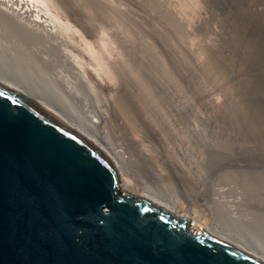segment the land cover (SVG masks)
Wrapping results in <instances>:
<instances>
[{"label":"bare ground","instance_id":"1","mask_svg":"<svg viewBox=\"0 0 264 264\" xmlns=\"http://www.w3.org/2000/svg\"><path fill=\"white\" fill-rule=\"evenodd\" d=\"M97 16L111 22L103 23L92 45L90 0H0V50L102 119L118 146L122 193L164 199L181 217L198 218L264 250L261 126L236 121L231 108L189 88L185 59L167 43L123 27L114 11ZM107 56L115 58L105 63Z\"/></svg>","mask_w":264,"mask_h":264},{"label":"water","instance_id":"2","mask_svg":"<svg viewBox=\"0 0 264 264\" xmlns=\"http://www.w3.org/2000/svg\"><path fill=\"white\" fill-rule=\"evenodd\" d=\"M101 120L0 50V264H264L175 204L122 193Z\"/></svg>","mask_w":264,"mask_h":264},{"label":"rangeland","instance_id":"3","mask_svg":"<svg viewBox=\"0 0 264 264\" xmlns=\"http://www.w3.org/2000/svg\"><path fill=\"white\" fill-rule=\"evenodd\" d=\"M101 11H114L123 27L141 28L147 39L167 43L185 59L189 88L201 91L206 101L231 108L236 121L261 126L264 132V0H90L92 45L107 20H99ZM69 32H63L69 43L89 58ZM90 61H96L92 53ZM86 67L99 79L103 75L92 64ZM216 222L227 223L222 217ZM224 226L235 227L234 235L242 236L236 226Z\"/></svg>","mask_w":264,"mask_h":264}]
</instances>
